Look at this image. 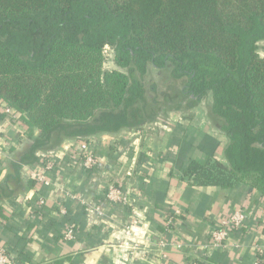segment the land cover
Masks as SVG:
<instances>
[{"label": "trees", "instance_id": "obj_1", "mask_svg": "<svg viewBox=\"0 0 264 264\" xmlns=\"http://www.w3.org/2000/svg\"><path fill=\"white\" fill-rule=\"evenodd\" d=\"M262 42L264 0H0V103L11 110L0 123L29 136L0 176V201L25 190L23 166L35 168L65 141L156 122L170 107L149 106V67L184 80L176 111L211 97L210 117L228 138L225 163L191 158L196 144L186 143L184 176L198 186H248L264 198Z\"/></svg>", "mask_w": 264, "mask_h": 264}, {"label": "crops", "instance_id": "obj_2", "mask_svg": "<svg viewBox=\"0 0 264 264\" xmlns=\"http://www.w3.org/2000/svg\"><path fill=\"white\" fill-rule=\"evenodd\" d=\"M193 119L179 110L160 132L155 122L90 139L99 161L93 172H85L78 158L83 143L71 140L44 154L35 168L23 166L25 190L0 201V249L14 264H252L264 253V198L248 186H198L184 176L179 164L188 142L196 144L191 158L203 163L211 154L226 162L222 131L194 128ZM2 127L9 140L0 154L4 179L27 141L12 124L3 121ZM201 142L207 145L200 148ZM47 157L55 168L51 184L43 185L30 172ZM112 187L127 204L109 202ZM238 208L249 215L246 228L226 247L209 246L214 227ZM70 229L77 230L75 239L65 238ZM174 238L182 249L159 246Z\"/></svg>", "mask_w": 264, "mask_h": 264}, {"label": "built area", "instance_id": "obj_3", "mask_svg": "<svg viewBox=\"0 0 264 264\" xmlns=\"http://www.w3.org/2000/svg\"><path fill=\"white\" fill-rule=\"evenodd\" d=\"M4 109L5 113H11L9 107H5ZM8 143L9 140L6 137L0 138V154L3 151L2 148L4 147V144L8 145ZM47 158L49 159H44L43 163L37 169H32V171L30 172V175L33 177V179L37 180L43 185L51 184L49 173L55 168L54 161L51 160L50 157ZM78 158L85 171H93L99 165V161L89 149L88 143H83L81 145V153L78 154ZM121 192L122 191H120V189L112 187L107 194V199L110 203L127 204L128 199H126ZM40 203L44 204L45 200L41 199ZM62 212H64V210ZM248 218V213L242 208H238L233 210V212L226 213V215L220 221L219 225H216L212 230L211 244L209 246L214 248L226 247L231 240L232 234L234 232H238L246 228L245 225ZM75 235V232L70 229L67 232L65 238L68 240H72L75 239ZM168 245L177 247L178 249L183 248V245L176 238L172 239L171 241H161L159 243V246L162 248H165ZM0 264H14L13 259L10 257L8 251L4 248L0 249ZM190 264L199 263L194 262ZM252 264H264V253L258 254V257Z\"/></svg>", "mask_w": 264, "mask_h": 264}, {"label": "rangeland", "instance_id": "obj_4", "mask_svg": "<svg viewBox=\"0 0 264 264\" xmlns=\"http://www.w3.org/2000/svg\"><path fill=\"white\" fill-rule=\"evenodd\" d=\"M259 47H260L259 54L261 55V57H264V42L260 43ZM104 55H105L104 70L109 71V72L115 70V67L112 64L111 50L106 48L104 51ZM143 82L146 87V95H147V99L149 102V106L151 108L159 109V108H165L167 106L170 107V108H165L167 110L164 111V113H162V115H160L156 121V124L160 125L157 127L156 131L160 132L164 128L163 124L167 125L165 121H168L171 115L173 116L177 113L179 114V111L175 110L177 109V104H175L176 103L175 100H176V96L178 95V93L180 92L184 84V80H179V81L174 80L171 76L170 69L159 71L157 69L149 67L147 74L143 78ZM167 97H169L168 98L170 100L169 103H166ZM210 106H211V97H207L203 99L199 103V105H197V107L190 108L187 105H184L179 110L180 111L182 110L183 113H187V114L193 113L194 114V119H193L194 121L192 123L194 128L200 129L201 127L205 128V126L211 125L213 129L216 130L218 125H216V123L213 122L210 117V113H211ZM0 112L5 113V109L3 108L2 111ZM4 122L9 123L8 120ZM222 134L224 135L225 137L224 139L228 144L227 136L225 135L223 131H222ZM19 136L20 137L24 136L22 138L26 139V141L28 142L29 136L26 133V131L24 132V134L22 135L20 134ZM1 137L3 138V135H1Z\"/></svg>", "mask_w": 264, "mask_h": 264}]
</instances>
